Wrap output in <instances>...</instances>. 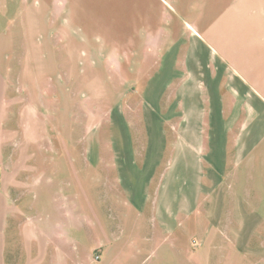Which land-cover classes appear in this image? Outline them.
Segmentation results:
<instances>
[{"label": "rangeland", "instance_id": "rangeland-1", "mask_svg": "<svg viewBox=\"0 0 264 264\" xmlns=\"http://www.w3.org/2000/svg\"><path fill=\"white\" fill-rule=\"evenodd\" d=\"M211 1L185 19L211 23L245 0ZM45 11L0 0V264H264L255 86L193 36L208 80L171 63L140 90L120 36H36Z\"/></svg>", "mask_w": 264, "mask_h": 264}, {"label": "crops", "instance_id": "crops-1", "mask_svg": "<svg viewBox=\"0 0 264 264\" xmlns=\"http://www.w3.org/2000/svg\"><path fill=\"white\" fill-rule=\"evenodd\" d=\"M45 3L47 11L42 16L43 21H39V12H36L35 26L42 24L46 27L37 28L36 36H120L118 42L121 41L125 49L133 52L132 65L138 66L139 73H145L138 77L141 81L133 87L140 90L153 87L150 83H154L157 74L166 73L163 67L172 64L173 70L184 72L190 69L196 80L207 81L208 76L199 73L203 71V67L205 69V65H198L189 59V56L197 53L195 49L199 46L192 44L194 41L198 42L199 39H193V36H197L210 43L215 52L212 55L226 58L243 76L245 84L240 83V87L254 85L258 95L264 100V12L259 15L252 13V8H260L259 2L245 0L240 3L243 7L237 11L234 2L226 3L221 8L219 0H212L211 4L216 3L218 8L223 9V17L224 14L226 17L211 23L201 20L189 22L185 19L188 15H194L193 9L198 10L194 0H45ZM35 4V9L42 6L39 1ZM105 6L109 7L108 10ZM179 36L186 37L184 45L180 42L178 46ZM231 40L247 41L249 48H232ZM199 42L201 43L200 40ZM191 45L194 46L192 52ZM172 46H178L175 60L167 61L166 54L172 50ZM198 49L202 50L200 47ZM204 50L199 55L208 61L210 54L207 49ZM215 59L218 60L217 56ZM142 60L145 61L143 64L140 63ZM147 73L149 74L145 76ZM221 96L230 99L233 95L225 89ZM201 101L203 105L207 102L204 95ZM228 118L230 119L224 114L223 119ZM228 159L229 156L221 159L223 167L229 166ZM171 164L172 162L168 166ZM182 166L183 170H187L186 166ZM185 173L186 171L182 172L184 175Z\"/></svg>", "mask_w": 264, "mask_h": 264}]
</instances>
